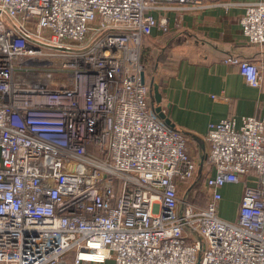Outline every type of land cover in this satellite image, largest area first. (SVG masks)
<instances>
[{
    "label": "built area",
    "instance_id": "obj_1",
    "mask_svg": "<svg viewBox=\"0 0 264 264\" xmlns=\"http://www.w3.org/2000/svg\"><path fill=\"white\" fill-rule=\"evenodd\" d=\"M204 4L0 0V264H264V116L210 122L184 196L195 152L149 102L145 39ZM239 24L262 47L264 1ZM223 61L260 84L258 60Z\"/></svg>",
    "mask_w": 264,
    "mask_h": 264
},
{
    "label": "crops",
    "instance_id": "obj_2",
    "mask_svg": "<svg viewBox=\"0 0 264 264\" xmlns=\"http://www.w3.org/2000/svg\"><path fill=\"white\" fill-rule=\"evenodd\" d=\"M251 1L256 0H204L201 8L169 14L168 33L154 28L145 39L144 45L147 41L152 45L151 53L157 51L156 63H162L158 84L167 116L201 138L210 122L264 116V45L249 44L239 24L243 3ZM229 54L259 61L257 87L245 81L237 65L223 61ZM187 139L196 152L195 141ZM220 192L219 207L232 201V195L239 205L240 183L225 184Z\"/></svg>",
    "mask_w": 264,
    "mask_h": 264
},
{
    "label": "water",
    "instance_id": "obj_3",
    "mask_svg": "<svg viewBox=\"0 0 264 264\" xmlns=\"http://www.w3.org/2000/svg\"><path fill=\"white\" fill-rule=\"evenodd\" d=\"M229 55H233V54H229ZM234 56H237V55H234ZM156 64H155L151 77L148 79L149 102H150L151 109L154 112V114L171 130L178 132L179 134L185 136L186 138L191 137L195 141L196 148L198 150L196 173H195L193 180L190 182L189 186L187 187L185 191L184 196H186L191 190V188L194 187L202 177V171H203L204 163L206 160L205 144L201 137L196 136L194 133H191L189 131H186L178 127L167 116V113L165 111L166 106L163 105L160 85L157 82H155V73L157 72ZM200 258H201V252L199 253L197 257L195 264L200 263Z\"/></svg>",
    "mask_w": 264,
    "mask_h": 264
},
{
    "label": "rangeland",
    "instance_id": "obj_4",
    "mask_svg": "<svg viewBox=\"0 0 264 264\" xmlns=\"http://www.w3.org/2000/svg\"><path fill=\"white\" fill-rule=\"evenodd\" d=\"M151 47H152L151 43L149 41H147L146 44L143 46V49L141 52V62L144 65L145 77L147 76L146 77L147 80L151 77L152 72H153L154 67H155V64H156L154 53H157V51L155 49H152V53H151ZM162 52H161V54H162ZM164 56L165 55L162 54V58ZM156 65H157V72L155 73V82L158 83L159 70H160L159 68H161V66H162L161 61H159ZM196 153H197V155H196ZM195 156H196V161H197L198 150H196ZM199 182H201V179L199 180ZM231 197H232V201L228 202L225 205H220V207L218 208V212H219L220 217H222L225 220H233L236 216V212H237V208H238V204H237L238 200L235 199V197L233 195ZM68 262H69V264H72L70 259H68Z\"/></svg>",
    "mask_w": 264,
    "mask_h": 264
}]
</instances>
